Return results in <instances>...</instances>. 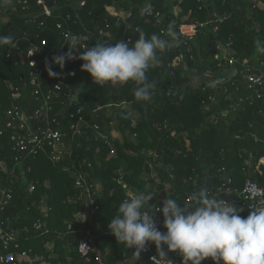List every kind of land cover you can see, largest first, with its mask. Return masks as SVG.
Returning <instances> with one entry per match:
<instances>
[{
    "label": "trees",
    "instance_id": "obj_1",
    "mask_svg": "<svg viewBox=\"0 0 264 264\" xmlns=\"http://www.w3.org/2000/svg\"><path fill=\"white\" fill-rule=\"evenodd\" d=\"M54 1L58 6L72 3L75 9L63 7L45 19L32 2L28 10H23L19 6L4 5L0 0V17L6 16L1 23L0 37L11 35L19 47L10 51V45L0 44V101L4 104H9L13 94L11 85H25L23 65L16 63L25 60L33 43L47 41L39 54L44 67L45 60L52 62L53 56L68 51L61 36L62 29L56 26L63 15H72L69 26L73 31L95 33L93 37L89 34V48L97 41L114 46L129 37L131 47L139 38L137 29L143 31L146 38L157 34L168 40V24L174 21L179 33V24L186 16L188 22L207 23L192 41L194 54H199L196 60L188 61L187 67L183 63L174 66L177 56L185 50L182 40L177 48L157 52L158 62L146 73L148 81L157 85L148 101L138 102L134 98V81L101 86L81 70V60L67 61L63 69L53 63V70L59 76L50 78L45 70L44 89L53 86L62 75L66 77L62 90L53 99V112L66 115L81 109L76 120L82 117L86 120V133L69 140L72 152L58 163L41 152L30 157L23 165L25 169L31 168L24 180L6 176L0 168V177L12 183L15 195L13 204L6 207L0 217L11 220L21 246L16 252L28 249L33 258V261L22 260L21 264H123L127 259L136 262L132 255L135 250L118 243L108 228L120 203L129 195L128 189L133 193L155 194L150 203L157 206L167 198L184 205L190 202L198 187L208 182L206 171L214 175L210 196L217 194L218 185L225 177L232 179L234 191L239 192L246 179L244 168L249 154L254 155L251 169L264 158V103L256 101L254 105L246 103L233 108L240 92L230 82H225L219 88L228 86L229 91L218 93L219 104L204 107L202 99L218 88L214 83L220 73L212 75L211 84L198 85L195 80L206 72L208 63L213 70L221 71L211 58V35L218 44L230 42L239 59L250 57L263 63L264 69V53L258 50L264 49V11L253 10L245 0H207L209 4L202 8L197 0H84L83 6L79 3L83 0ZM174 5L182 10L178 15H175ZM107 6L131 12L129 25L113 16ZM145 6H153L154 11L164 17L141 16ZM220 18L223 21L219 22ZM42 21L44 25H40ZM215 26L217 31H213ZM100 29L108 36L100 35ZM196 44L199 49L195 48ZM75 51L79 56L84 48L78 45ZM207 85L208 92L203 90ZM75 94L79 101L63 114L69 97ZM28 96L31 100V95ZM23 108L30 110L26 105ZM129 111L134 115L122 118V114ZM114 124L121 139L112 133ZM96 125L108 134L107 139L97 138ZM68 133L71 137L69 130ZM8 143L4 136L5 147L0 159L11 165L13 153ZM154 174L161 181L158 182ZM252 177L264 186V165L261 164ZM166 181L170 183V194L164 188ZM31 183L35 185L32 191ZM85 183L91 186V194L96 199V209L87 217L84 216ZM236 207L239 215L248 216L247 208L240 202ZM38 219L43 220L48 232L35 229ZM87 230L96 234L95 251L90 259L78 251L79 240ZM202 264L214 262L207 259Z\"/></svg>",
    "mask_w": 264,
    "mask_h": 264
},
{
    "label": "built area",
    "instance_id": "obj_2",
    "mask_svg": "<svg viewBox=\"0 0 264 264\" xmlns=\"http://www.w3.org/2000/svg\"><path fill=\"white\" fill-rule=\"evenodd\" d=\"M5 5L6 0H2ZM53 5L49 0H10L9 5L19 6L23 10H28L31 2L32 5L39 9V15H43L45 19L52 17L55 10L53 7L58 6L54 0ZM200 4V8L207 6L209 2L207 0H197ZM250 4L253 10H263L264 11V0H245ZM81 6L85 4V1L79 2ZM177 6V5H176ZM150 10L149 15H155L157 18L162 19L160 12H155L153 6H148ZM109 12L122 20L125 25H129V19L131 18V12L124 9H119L114 6H107ZM181 11V9H179ZM175 15L177 13L175 12ZM73 20L71 14H66L60 17L56 26L62 29L61 36L64 39L65 45L69 44L70 36H95L92 31L82 32L73 31L69 24ZM223 21V18L219 19V22ZM45 22L42 21L40 25H44ZM207 23H200L199 21H183L179 24V33L181 34V40L185 45V50L181 51L177 56L174 66L183 63L185 54L188 56L189 60H196L199 52L194 54L193 52V39L199 32L201 27H204ZM213 31H217L218 27H213ZM100 35L108 36L104 29H100ZM91 36H90V35ZM87 40H82V48L87 46ZM131 44L132 39L126 38ZM15 46L10 45V51L12 49H18V43H14ZM47 46V41L45 39L41 40L40 43H33L29 48L25 60L17 65H23L25 85L13 84L10 88L13 90V94L10 96L9 104H4L0 101V157L2 151L4 150V136H7L9 141V150L12 151V164L9 165L5 159H0V168L2 172L9 177L15 178V180L25 179V174L31 171V168L25 169L23 165L26 164L30 157L35 156L38 152L48 155L51 161L58 163L62 161L65 157L69 156L72 149L69 144V140L76 136H83L86 133V127L88 124L86 120L82 117L76 120V115L81 113V109L77 112H71L66 115H61L59 113L53 112V99L63 88L66 83L65 75L56 81L53 86L44 89V73L45 67L41 65L39 60V54L42 52L43 47ZM195 48L199 49L198 44ZM198 51V50H197ZM211 58L216 63V66L221 69L220 74L217 76L214 85L218 88H214L213 92L208 93V95L202 99V106L209 107L212 105L219 104L220 100L218 93L222 91L224 94L228 93V86H224L223 89L219 88V85L230 82L240 95L237 98L234 107H239L248 103L249 105H254L256 101L264 103V69L263 63L253 61L250 57H244L239 59L236 56V50L233 48L230 42L227 43H216V48L211 52ZM34 64V65H33ZM234 69V72L229 70ZM211 80H212V75ZM241 77V81L240 78ZM211 82V81H210ZM211 84V83H208ZM243 89V90H242ZM203 90L208 92L209 86H204ZM31 95V100L28 99ZM67 97L68 94H65ZM25 103V104H24ZM30 108L29 111H24V106ZM95 128L99 130L100 128L96 125ZM68 130L71 132V137H69ZM113 152V151H112ZM253 153L249 154V158L245 161L244 172L246 179L243 184L241 191H234L233 181L230 177H225L222 179L218 185L217 194H226L228 196H236L237 200H231L235 206L240 202L244 207L250 211L249 206L256 201L264 198V186L261 185L257 180L252 177L254 172H257L258 167L262 164L264 165V158L261 159L256 168L251 169ZM90 166L91 163H88ZM173 178V175H171ZM170 185V183H169ZM29 189L32 191L35 189L33 183L30 184ZM86 192V202L87 207L84 216L87 217L94 213L96 209L95 201L96 199L91 194V186H87L85 183ZM128 194H132L129 191ZM15 195L14 187L12 183H7L4 177H0V214L13 204ZM190 199H188L189 201ZM162 207V205H158ZM156 221L159 230L165 232L163 227V214H156ZM44 222L42 219H38L34 224V227L38 231L48 232L44 227ZM44 229V230H43ZM95 241L96 234L92 230H87L86 234L80 238L78 243L79 253L90 259V255L95 251ZM20 244L17 240V234L11 226L10 218L2 219L0 217V263L6 264H21L22 260L33 261V258L29 255L30 250H22L21 252H16L20 249ZM134 249V248H133ZM135 250V249H134ZM156 255V248L154 244H149L148 250L141 253L140 259L133 263L128 264H152L151 257ZM168 258L173 261V264H182V261L176 256L175 253L169 252ZM222 264V262H221Z\"/></svg>",
    "mask_w": 264,
    "mask_h": 264
},
{
    "label": "clouds",
    "instance_id": "obj_3",
    "mask_svg": "<svg viewBox=\"0 0 264 264\" xmlns=\"http://www.w3.org/2000/svg\"><path fill=\"white\" fill-rule=\"evenodd\" d=\"M148 14L149 7H143L140 15ZM137 31L139 38L131 47L129 41L121 40L114 46L97 41L91 48L85 46L79 56L74 54L76 47L90 37L71 35L68 51L53 56L52 62L45 60V70L50 78H57L59 73L53 70V63L63 69L67 61L78 59L83 61L81 70L89 73L95 84L124 85L134 81V98L138 102L151 100L157 85L148 81L146 73L158 62L157 52L180 46L181 34L175 30L174 21L167 27L168 40L157 34L146 38L143 31ZM0 44L15 46L14 38L0 37ZM258 50L264 53V49ZM133 115L129 111L122 118ZM154 197L151 192L140 191L126 196L108 225L118 243L135 249V260L148 250L149 244H154L152 264H173L169 252L178 253L182 264H201L206 259L214 264H264V198L249 206L245 218L233 203L210 196L206 187L194 191L184 205L167 198L159 207L150 203ZM157 213L163 214L166 232L159 230Z\"/></svg>",
    "mask_w": 264,
    "mask_h": 264
},
{
    "label": "water",
    "instance_id": "obj_4",
    "mask_svg": "<svg viewBox=\"0 0 264 264\" xmlns=\"http://www.w3.org/2000/svg\"><path fill=\"white\" fill-rule=\"evenodd\" d=\"M51 5L54 4L53 1H51L50 3ZM63 7H71L73 9H75V6L74 4H68V5H64V6H56V7H53L54 10H59V9H62ZM216 48V42L214 40V36L211 35V41H210V47H209V50L212 52L214 51ZM184 65L187 67L188 65V56L185 54V57H184ZM196 83L198 85H201L203 83H210L211 81V76L210 75H207V74H204V75H199L198 77H196ZM66 97V96H65ZM79 101V97L77 94L69 97V102L68 104L65 106L64 108V111H63V114L68 111L71 106L74 104V103H77ZM159 150V149H158ZM157 150V151H158ZM206 177L208 179V182L206 183V185L204 187H206L208 190H209V193H211L213 191V186H214V183H213V177L214 175L210 174L209 171H206ZM78 183H80V179L78 178L77 179ZM199 188L201 187H198L196 190H199ZM213 196H216L217 198H222V199H225L226 201L230 202L232 199L233 200H237V197L234 195V196H228L226 194H219V195H213ZM249 210H248V214H249Z\"/></svg>",
    "mask_w": 264,
    "mask_h": 264
},
{
    "label": "rangeland",
    "instance_id": "obj_5",
    "mask_svg": "<svg viewBox=\"0 0 264 264\" xmlns=\"http://www.w3.org/2000/svg\"><path fill=\"white\" fill-rule=\"evenodd\" d=\"M9 3H10V0H6L5 4L7 5ZM173 9H174V12L177 13V15L182 11V10L180 11L179 9H181V8L179 6H176V5H174ZM5 20H6V16L5 17H3V16L0 17V27H1V23L4 22ZM187 20H188V16L183 18L182 21H187ZM207 68L208 69H206V73L210 74V75H216V74H219L221 72L219 70H216V71L213 70L211 68V66L209 65V63L207 65ZM112 127H113V130H112L113 135H116L118 138L121 139L122 136L120 135L117 126L114 124ZM96 134H97V138H101V139H107L108 138V134L106 132H104V131H101L100 129L98 130V132ZM154 176L157 179V181L159 182L160 181L159 177H157L156 175H154ZM129 191H131V189H129Z\"/></svg>",
    "mask_w": 264,
    "mask_h": 264
},
{
    "label": "crops",
    "instance_id": "obj_6",
    "mask_svg": "<svg viewBox=\"0 0 264 264\" xmlns=\"http://www.w3.org/2000/svg\"><path fill=\"white\" fill-rule=\"evenodd\" d=\"M230 72H234V69L229 70V73ZM204 74H207V73L205 72V73H201L199 75H204ZM207 75H210V74H207ZM114 136H116V135H114ZM154 175H156V174H154ZM164 188L166 189V191H168V194H170V185H169V182L168 181L164 182ZM213 195H216V194H212L211 196H213ZM165 232H166V229H165ZM175 254L182 261V257L178 253H175ZM206 260H204L202 262H205ZM202 262H201V264H202ZM128 263H133V262L130 259H127V260L123 261V264H128Z\"/></svg>",
    "mask_w": 264,
    "mask_h": 264
}]
</instances>
